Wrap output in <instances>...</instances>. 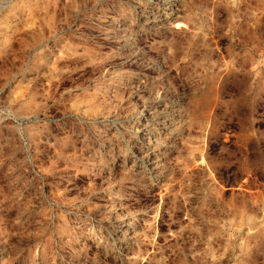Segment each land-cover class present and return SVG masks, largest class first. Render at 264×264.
<instances>
[{
	"label": "rangeland",
	"instance_id": "374dc122",
	"mask_svg": "<svg viewBox=\"0 0 264 264\" xmlns=\"http://www.w3.org/2000/svg\"><path fill=\"white\" fill-rule=\"evenodd\" d=\"M0 264H264V0H0Z\"/></svg>",
	"mask_w": 264,
	"mask_h": 264
}]
</instances>
